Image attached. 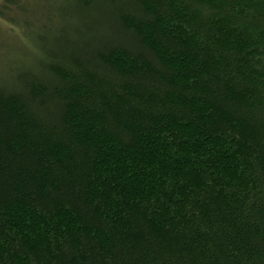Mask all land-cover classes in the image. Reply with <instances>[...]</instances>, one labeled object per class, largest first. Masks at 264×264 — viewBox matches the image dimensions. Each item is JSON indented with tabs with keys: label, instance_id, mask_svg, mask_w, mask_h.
<instances>
[{
	"label": "trees",
	"instance_id": "16d2710c",
	"mask_svg": "<svg viewBox=\"0 0 264 264\" xmlns=\"http://www.w3.org/2000/svg\"><path fill=\"white\" fill-rule=\"evenodd\" d=\"M28 1L0 7V264H264V0Z\"/></svg>",
	"mask_w": 264,
	"mask_h": 264
},
{
	"label": "rangeland",
	"instance_id": "374dc122",
	"mask_svg": "<svg viewBox=\"0 0 264 264\" xmlns=\"http://www.w3.org/2000/svg\"><path fill=\"white\" fill-rule=\"evenodd\" d=\"M2 1L3 0H0V7H1V4H2ZM31 5H32V3H31V1L29 0L28 2H25L24 3V5H23V10H22V15L24 14V13H26L25 15H28L29 16V9H30V7H31ZM1 9V8H0ZM14 14L15 15H17L18 17H19V11H16V12H14ZM27 16V17H28ZM7 22H9L8 20H5V18H1L0 17V33L2 34V35H8V34H11L12 32H13V30H9L10 28V25L7 23ZM15 27V32H18L19 31V29H18V26H14Z\"/></svg>",
	"mask_w": 264,
	"mask_h": 264
}]
</instances>
